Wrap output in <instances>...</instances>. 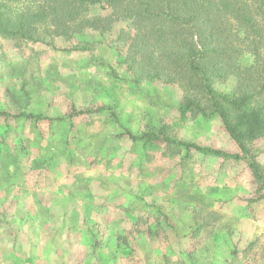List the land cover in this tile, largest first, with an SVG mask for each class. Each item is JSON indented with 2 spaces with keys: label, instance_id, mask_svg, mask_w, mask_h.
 Returning a JSON list of instances; mask_svg holds the SVG:
<instances>
[{
  "label": "rangeland",
  "instance_id": "1",
  "mask_svg": "<svg viewBox=\"0 0 264 264\" xmlns=\"http://www.w3.org/2000/svg\"><path fill=\"white\" fill-rule=\"evenodd\" d=\"M209 14L234 40L247 29L230 7ZM83 16L65 32L40 26L37 40L0 33V110L52 118L0 116V264H264V135L242 152L217 116L180 114L178 87L135 84L128 11L93 3ZM99 106L117 120L69 116Z\"/></svg>",
  "mask_w": 264,
  "mask_h": 264
},
{
  "label": "trees",
  "instance_id": "2",
  "mask_svg": "<svg viewBox=\"0 0 264 264\" xmlns=\"http://www.w3.org/2000/svg\"><path fill=\"white\" fill-rule=\"evenodd\" d=\"M93 3L129 12V30L121 31L127 41L125 69L135 84L157 80L178 87L180 114L217 116L242 152L246 143L264 135V0H0V33L37 40L40 26L65 32L71 24L83 26L85 10ZM221 6L230 7L247 26L237 40L221 33L209 14ZM230 80L233 84L225 91L216 89V84ZM103 110H110L117 120L105 106L80 109L69 116ZM1 115L52 119L33 112L0 110ZM126 134L134 142L175 144L186 155L194 151L241 158L238 153L165 135ZM250 167L259 175L254 161Z\"/></svg>",
  "mask_w": 264,
  "mask_h": 264
}]
</instances>
